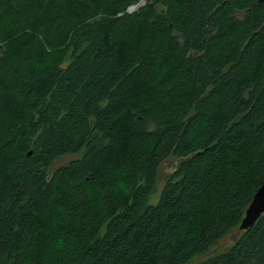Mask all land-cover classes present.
I'll return each instance as SVG.
<instances>
[{
    "label": "trees",
    "instance_id": "16d2710c",
    "mask_svg": "<svg viewBox=\"0 0 264 264\" xmlns=\"http://www.w3.org/2000/svg\"><path fill=\"white\" fill-rule=\"evenodd\" d=\"M142 1L0 0V264H264V0Z\"/></svg>",
    "mask_w": 264,
    "mask_h": 264
},
{
    "label": "rangeland",
    "instance_id": "374dc122",
    "mask_svg": "<svg viewBox=\"0 0 264 264\" xmlns=\"http://www.w3.org/2000/svg\"><path fill=\"white\" fill-rule=\"evenodd\" d=\"M149 1L150 0H143V3L142 4L140 3L141 6L135 8L134 10H131V12L132 13L136 12L140 7H143ZM81 154L82 153L69 154V155H66V156L58 159L54 163V165L51 167L49 173L50 174L53 173L57 168H59L61 166H64V165L68 164L69 162H71L73 159H76V158L80 157ZM179 164H180V160H178V159H176L174 157H171V158L167 159L161 165V167L159 169V172H158V180H157L156 188H155L154 192L150 195V197L148 199V204L149 205H157L158 204L167 177L177 168V166ZM238 237H239V232H237L235 234H232L227 239L223 240L218 245H216L215 248H213V252L211 254L203 255V256L199 257L196 261L205 259V258L209 257L210 255H212L214 253L226 250L228 247H230V244L233 243V241L238 239Z\"/></svg>",
    "mask_w": 264,
    "mask_h": 264
},
{
    "label": "water",
    "instance_id": "95a60500",
    "mask_svg": "<svg viewBox=\"0 0 264 264\" xmlns=\"http://www.w3.org/2000/svg\"><path fill=\"white\" fill-rule=\"evenodd\" d=\"M264 214V182L249 205L240 225V232L251 229Z\"/></svg>",
    "mask_w": 264,
    "mask_h": 264
},
{
    "label": "bare ground",
    "instance_id": "6f19581e",
    "mask_svg": "<svg viewBox=\"0 0 264 264\" xmlns=\"http://www.w3.org/2000/svg\"><path fill=\"white\" fill-rule=\"evenodd\" d=\"M142 3H143V1L141 2V4H142ZM141 4H139L138 6L130 7V8H131V9H130V12H131V10H134L135 8L141 6Z\"/></svg>",
    "mask_w": 264,
    "mask_h": 264
}]
</instances>
